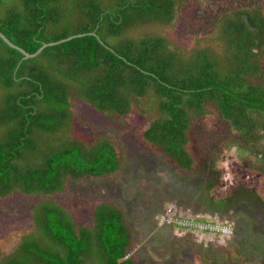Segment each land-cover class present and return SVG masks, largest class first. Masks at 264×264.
Masks as SVG:
<instances>
[{
    "label": "trees",
    "instance_id": "1",
    "mask_svg": "<svg viewBox=\"0 0 264 264\" xmlns=\"http://www.w3.org/2000/svg\"><path fill=\"white\" fill-rule=\"evenodd\" d=\"M183 1L0 0V32L11 42L29 53L56 42L23 58L0 37V200L13 191L45 196L31 206V229L9 251L0 250V264H134L118 203L104 193L89 201L86 224L48 197L67 188V181L102 184L119 172L121 155L130 148L125 129L89 140L77 136L74 98L113 121L131 116L147 97L145 110L155 106L157 116L142 141L180 169H193L187 147L192 119L212 110L239 136L235 147L244 143L253 161H264V0H207L206 6L227 5L222 16L191 0L207 12L208 23L220 26L221 56L212 48L174 46L164 33ZM262 136L256 150L252 138ZM143 155L139 161L149 167ZM87 187L89 197L96 194ZM188 215L197 216L195 224L210 223L202 214ZM200 234L223 237L212 230Z\"/></svg>",
    "mask_w": 264,
    "mask_h": 264
},
{
    "label": "rangeland",
    "instance_id": "2",
    "mask_svg": "<svg viewBox=\"0 0 264 264\" xmlns=\"http://www.w3.org/2000/svg\"><path fill=\"white\" fill-rule=\"evenodd\" d=\"M192 3L183 1L182 9L164 33L174 46L187 51L212 48L221 56L220 26L208 23L207 12L202 13L203 9L198 10ZM206 3L207 0H200L201 8H211L218 16L228 8ZM220 6L225 7L219 11ZM259 63L264 68V43ZM139 104L134 106L131 116L110 121L81 99L72 100L77 136L89 140L102 131L125 129L130 148L121 155L119 172L106 176L102 184L83 179L75 186L73 181H67V188L48 197L62 203L78 223L86 224L91 220L89 201L96 203L104 193L105 199L118 203L129 228L128 255L134 258V264H264V176L259 172L264 170V161H253L244 143L241 150L235 147L239 136L212 110L192 119L187 147L194 159L193 169H180L160 148L142 141V133L157 116V109L154 106L145 110L150 107L147 97ZM252 141L259 150L263 136ZM142 154L140 159L151 162L149 167L139 161L138 155ZM87 186H92L90 190L96 193L92 197L83 192ZM43 197L13 191L1 198L0 250L9 251L19 235L31 229V206ZM168 206L208 216L213 223L228 224L230 231L220 233L223 237L205 239L202 234L196 236L184 227L174 226L173 222L163 224L160 216Z\"/></svg>",
    "mask_w": 264,
    "mask_h": 264
},
{
    "label": "built area",
    "instance_id": "3",
    "mask_svg": "<svg viewBox=\"0 0 264 264\" xmlns=\"http://www.w3.org/2000/svg\"><path fill=\"white\" fill-rule=\"evenodd\" d=\"M164 211L162 212L163 214L161 216L158 215V216H160L162 223L164 222L166 224V223L175 221L176 223H178L181 226L189 227L188 230H190L193 234H198V233L200 234L203 230H212V231L224 233V234H227L230 231V225L213 223L210 220V218H209V221H210L209 224H202V222L195 224L192 221V219L197 217V216H190V215H188V212L178 211L175 206H168L166 208V210H164ZM178 214H179V217L177 220H175L174 217Z\"/></svg>",
    "mask_w": 264,
    "mask_h": 264
},
{
    "label": "water",
    "instance_id": "4",
    "mask_svg": "<svg viewBox=\"0 0 264 264\" xmlns=\"http://www.w3.org/2000/svg\"><path fill=\"white\" fill-rule=\"evenodd\" d=\"M79 35H82V34H77V36ZM0 37L1 39L7 43L9 46H11L12 48H15L17 50H19L22 54H23V58H28V57H32L34 55H36L39 51H41L45 46L47 45H51V44H54L56 42H49V43H44L42 44L38 50L36 52H32V53H29L27 51H25L24 49H22L21 47L17 46L16 44H14L13 42H11L2 32H0ZM72 36L68 37V38H71Z\"/></svg>",
    "mask_w": 264,
    "mask_h": 264
}]
</instances>
